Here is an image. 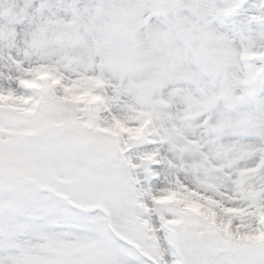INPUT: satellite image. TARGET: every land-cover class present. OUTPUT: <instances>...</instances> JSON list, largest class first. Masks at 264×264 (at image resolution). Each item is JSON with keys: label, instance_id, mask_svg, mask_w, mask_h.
<instances>
[{"label": "snow or ice", "instance_id": "obj_1", "mask_svg": "<svg viewBox=\"0 0 264 264\" xmlns=\"http://www.w3.org/2000/svg\"><path fill=\"white\" fill-rule=\"evenodd\" d=\"M0 264H264V0H0Z\"/></svg>", "mask_w": 264, "mask_h": 264}]
</instances>
